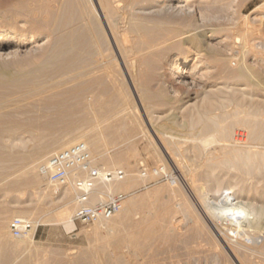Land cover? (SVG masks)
<instances>
[{
    "label": "rangeland",
    "instance_id": "obj_1",
    "mask_svg": "<svg viewBox=\"0 0 264 264\" xmlns=\"http://www.w3.org/2000/svg\"><path fill=\"white\" fill-rule=\"evenodd\" d=\"M59 1L62 16L73 17L71 27L81 37L76 46L61 42L54 45L45 31L35 37V42L17 50L12 44L0 46V82H4L0 98L11 89L25 90L36 82L48 85L54 81L57 90L75 92L58 96L67 105L66 123L57 120L53 131L45 127L36 131L42 135L35 140L13 146L7 133H3L6 124L0 125L4 130L0 129L1 150L20 152L23 160L0 162V264H264V171L243 173L240 157L232 169L210 168L219 159L233 158L244 151L264 160V140L254 137L250 125L232 124L236 116H248L256 106L252 103H264V0H200L195 3L194 14L180 18L182 24L179 18L154 20L149 19L152 15L136 12L135 3L151 0H117L118 14L125 16L127 23L140 21L141 16L144 23L181 28L184 33L179 38L189 41L185 46L191 48L187 50L191 58L195 56V46L202 49V54L210 55L193 88L174 83L165 61L150 74L149 65L142 64L138 74L134 62L133 66L130 62L140 54L150 53L149 49L128 43L129 52L122 58L104 16L102 19L96 15L88 0H81L82 13L76 0ZM19 2L0 0V27L37 33L30 29L27 17L19 16L18 22L13 18L9 8ZM116 27L121 29L119 24ZM83 28L90 31L88 36L83 35ZM66 31L59 29L56 34L61 38ZM128 35L134 36L131 31ZM60 48L70 50L73 58H56L53 53ZM6 50L14 51L5 54ZM215 57H225L224 63L233 72L238 68L247 72L244 80L231 79L232 92L245 88V98L239 103L230 96L225 109L216 102L220 94L217 89L224 79ZM65 67L67 72L60 71ZM159 71L166 75L164 81ZM164 82L173 85L175 92ZM209 89L216 90L209 106L212 112L230 113L225 123L230 124L231 132L226 139L215 132H202L201 127L191 129L187 113L180 108L195 98L201 102ZM14 93L8 97L18 99L21 93L18 97ZM153 95H157V103H150ZM34 98L31 94L24 100ZM3 112L0 109V117ZM148 112H153L151 120L147 119ZM255 118L264 120V114ZM236 132L242 134L235 135ZM22 135L25 139L30 136ZM234 136L243 138L234 141ZM85 140L97 164L122 168L126 171L122 181L133 180L126 191H104L100 186L104 197L109 193L127 194L124 207L114 217L72 226L66 222L73 219L76 209L74 191L67 203L53 202L57 195L54 189L59 184L46 180L39 166L64 145ZM45 149L47 153L43 154ZM26 164L32 165L35 181L26 175ZM213 172L223 179L224 187H212ZM230 191L231 195H227ZM233 195L236 200L229 201L230 205L226 200ZM196 198L202 201L205 212ZM17 217L37 222L32 237L28 233L20 237L12 234L10 223ZM220 237L227 239L229 248Z\"/></svg>",
    "mask_w": 264,
    "mask_h": 264
},
{
    "label": "bare ground",
    "instance_id": "obj_2",
    "mask_svg": "<svg viewBox=\"0 0 264 264\" xmlns=\"http://www.w3.org/2000/svg\"><path fill=\"white\" fill-rule=\"evenodd\" d=\"M70 1H72V0H70ZM198 1H200V0H151L148 3L144 2V1L143 2L139 1V2L135 3V6H136L135 9H136V12H139V13H142L145 15L146 14L152 15V17H149V19L150 18H153V19L154 18H160V19L161 18H171V19L172 18H179L180 19L183 15L189 16L190 14H194L195 11H197L195 9V3H197ZM59 2H60L59 0H20V2L18 4L14 5V3H13L12 4L13 6L9 8V11H11L13 13V16H14L13 18L17 21V18L19 16L27 17V22L31 26L30 29H33V30L36 29L37 33H35L34 31H31V30L29 33H27L24 30L21 31V30H18L16 28H1L0 27V46H2V45L4 46L5 44H8V45L12 44V45L17 47L15 49V50H17L29 42L30 43L35 42L36 36L39 37L41 33L44 34L42 31H45L46 36L48 38H50L51 40H53L54 45H57L58 43L61 42L62 45L65 44V45L69 46V44H72V45L76 46L78 44V42L80 41L79 39L81 37L77 36L75 34L76 29L71 27V22H73V17L72 18L71 17L64 18L62 16L61 6L59 5L60 4ZM75 2L77 3V6L79 8L78 10H80L82 13L84 10L82 1L76 0ZM88 2H89L92 10L95 12L96 15L102 17V19L104 16V18H105L104 20H106L105 21L106 24L108 23V25H109L108 31L110 32V36L112 37V39H113V41H114V43L118 49V54H120L122 58L125 56V53L129 52L126 49V45L128 43H130L128 45H131V43H133V45H135V46L136 45L142 46L144 48V50L149 49L150 53L145 52L146 54H143L142 52H144V51H142V52H139V53L143 54V55L140 54V56L136 53L139 57L138 56H137L138 58L135 57L136 59L131 60V62H130L131 66H133V62H134L135 66L137 68L136 71L138 74L141 73L142 64H143V66H144V64L149 65V70L147 71V73L150 74L151 70H154V71H155V69L159 70L160 65L163 64V62L165 61V62H167V65H168V68H169L170 74H171L170 77L173 78L172 81L174 83L183 84V85L187 86L188 88H193V87L197 86L199 79H201L200 77L204 73L203 72L204 64L209 62L208 56H210V55L208 54V56H207L206 55L207 53L202 54V52H201L202 49L195 46L196 53H195V56L191 58L189 55V52L187 51L188 49H191V48L189 46H185V45H187V43L189 44V41L180 40V38H179V36L184 33V32H182L181 28H167V27L163 28V26H161L157 23H152V24L144 23L142 21L143 18L141 16L138 17V18H140L139 19L140 21H134L133 20L134 22L127 23L126 17L122 16L121 14H118L119 13L118 9H119L120 5H118L117 0H88ZM128 2H129V0H128ZM131 4H132V2H131ZM129 5H130V3H129ZM147 9H150V10H147ZM126 12H128V11H126ZM124 15H126V14H124ZM128 16H130V15H128ZM146 16H145V18H146ZM146 19H148V18H146ZM180 20H182V19H180ZM182 22H183V20L181 21L180 24H182ZM15 24H16V22H15ZM118 24L121 25V29L123 28L122 30L120 28H119L120 30H118V28L116 27V26H118ZM114 26L117 29L116 28L114 29L113 28ZM111 27H112V29H111ZM59 29H68V32L66 31L67 32L66 36L60 38V36H58L56 34L57 30H59ZM129 31H131L134 34V36L131 37L130 35H128ZM82 33L84 36L85 35L88 36L90 34V31L85 30V28H83ZM60 45H59V47H61ZM35 46H37V45H35ZM132 48H133V46H132ZM60 49L61 50L56 49L53 53L54 55H56V58H59V57L63 58V56H65V55H67V59L73 58V54L70 53L71 52L70 50H63L62 48H60ZM140 49H142V48H140ZM58 50H59V52H58ZM12 51H14V50H6L4 53L10 54ZM224 59H225V57H224ZM224 59L223 58L221 59L220 57L214 59L215 61L220 63V65H221L220 73L222 74L223 79H224V81L221 82L222 86L218 87V89H217L218 94L219 93L220 94L218 95V100L216 101L217 105L220 106L222 109H225L228 106V104L231 100L230 96L233 95L234 98L237 99L239 101V103H241L243 101V99L245 98V95L247 93L245 91L246 90L245 88H239L238 92H236L235 90H234V92H232L233 90H231V88H232L231 79L233 77L236 78L237 80L246 79V73H247L246 70L238 68L236 71L233 72V71H231V68H229V66H226V63H224ZM98 62H100V61H98ZM228 64H229V61H228ZM126 67L128 69V72L130 73L131 70H129L128 63H126ZM68 70L69 69H67V67H65V69L64 68L60 69V71H63V72H67ZM77 71H78V69H77ZM143 71H144V69H143ZM71 72H73V71H71ZM144 73L146 74V70ZM159 74H160V77L162 78V80L164 79V76H166L161 72ZM129 75L132 76L131 73ZM135 77H136V75H135ZM154 80H155V78H154ZM173 82H172V84H173ZM164 83L167 84L166 82H164ZM3 84H4V82L1 83L0 85H3ZM35 84L30 83V87L26 88L25 90L11 89V90L7 91V92H9L8 95L6 94V96H4V97L1 96L2 98H0V109L4 110V112L2 113L3 116L0 117V125L2 123L6 124V127L4 126L5 131L2 129L1 126H0L1 127L0 129H2V132L4 131L3 133H5V132L7 133V136L11 139L13 146H21V143L23 144V143L28 142L30 140H35V138H37V136L39 137L42 135V134L40 135L39 133H38L39 134L38 135L36 133V131L41 130L44 127L50 131H53L55 121H57V120L61 123H64L65 119H66L65 115L68 113L67 112V105L64 104V100L59 99L58 96L61 97V96H64V95H67L70 93H73V95H74V93H75V92H72L71 90H67L66 88L62 89V90H60V89L57 90L58 88H55L57 85L54 83V81L52 83H49L48 85H46L47 83L46 84H38L37 83L39 86H37V84L36 85ZM167 86H168V89H170V91L175 92V89L172 87L173 85L167 84ZM53 87L57 91L54 90ZM46 89H47V91H46ZM52 90H54V92ZM143 90L145 92L148 89H143ZM16 91H18V93H14ZM215 91L216 90H212V89L206 90L205 95L201 99V102H199L197 100V98H195L194 102H192V103H188V102L182 103L180 105V108L187 113V116L189 117V126L191 129L201 127L202 132L203 131L205 133L210 132V131L215 132L218 135H220L221 138L226 139L230 136V132H231V131L229 132L230 124L225 123V121L230 117V113L227 112L226 110H223L222 113H220V114H217V113L215 114L212 112V110L210 109L209 106L213 104V101H211V97ZM11 93H14L16 96L18 94H20V96L18 99H16V97H14V99L9 98L8 96H10ZM31 94L35 95V98L33 100L26 99V101H25L24 98L29 97V96L31 98ZM3 95H4V93H3ZM11 96H13V95H11ZM151 98H153V99H151L150 103H157L156 102V100L158 99L157 95H153V96H151ZM252 104H254V106L256 105L257 107L255 106V108H252L250 110V112L248 113L247 117L243 116V118H239L238 116H236L238 114V111H235L234 115L236 117L234 118V120L232 119L233 120L232 124L233 125H238V124L250 125L252 127L254 137H256L257 139H260V140H264V120H261L259 118H258L259 120H257L255 118L257 116L259 117L260 115L264 114V103L263 102H256V103H252ZM148 111H150V110H148ZM153 111H154V109H153ZM152 114H153V112L152 113H149V112L146 113L148 120H151L150 118L152 117ZM196 130H198V129H196ZM2 132H0V141H1V138L3 136ZM44 132H45V130H44ZM23 133H29L30 134L29 138H27V139L23 138V135H22ZM237 134L241 135L242 133L236 132L235 135H237ZM242 138L234 136V141H237V140L241 141ZM85 142L88 143L86 140H85ZM65 146L66 145H64L63 148H65ZM19 153H17V152L9 153L7 151L5 152V151L1 150V148H0V162H4V164H5V161L8 162L10 160H13L12 162H14L15 160H17L18 161L17 163H20L19 160H21L22 157H21V153L20 154ZM45 153H47L46 149L43 151V154H45ZM23 154L24 153L22 152V155ZM237 157H240L242 159V162L239 165H240L241 169L243 170V173L253 174L256 171H260V172L264 171V160L263 159H256L251 152H246V151L239 152V153L235 154L233 158H227L225 160L219 159L218 161L211 164L210 168L215 169V170L218 169L219 167H223L225 169H232L233 167H235V161H236ZM25 158L26 157H24V159ZM214 160L212 159V161H214ZM21 161H23V160H21ZM10 163H9V165H10ZM29 165H31V164H29ZM15 167H17V166H15ZM24 167L25 168L28 167L27 169L24 168L26 170V171L25 170L24 171L27 172L26 175H28V178L35 181L37 178H35L36 175L35 176L33 175L32 165H31V167H29L26 164V165H24ZM246 176L247 175H245V177ZM0 177H1V175H0ZM240 177H241V174H240ZM210 178L213 181V186H212L213 188L219 189L224 185L223 179H220L216 172L211 173ZM244 179H246V178H244ZM132 180L133 179H129L127 181L126 180L125 181H119V182H115L112 184H102L101 187H103L105 189L104 191H106V189L108 191H114V190L115 191H126L127 189H129V185L131 184ZM212 181H211V183H212ZM101 187H99V189ZM212 187H211V189H212ZM54 190H55L54 192H56L57 195L54 197L53 202H61L62 204H65V201L67 199L68 200L71 199V198L69 199V196H71L70 194H71V191H73V189L69 185H58V186H56V188ZM209 190H210V188H209ZM102 192L100 190V193H102ZM226 194L231 195V191L227 192ZM227 195L225 197H227ZM228 198H229V196H228ZM235 198L236 197L233 195L228 200H226V199L225 200L228 203L229 201L234 200ZM196 201H197L199 207L202 210H204V212H205V209L203 208V205L201 203L202 201L198 200L197 198H196ZM67 202L68 201H66V203ZM222 202H223V200H222ZM229 204H230V202H229ZM66 205H65V208H66ZM62 208H64V207H62ZM227 209H229V208H227ZM64 210H67V208ZM62 213H64V211ZM66 223H68V225H72V226L75 225L72 219L71 220L69 219V221ZM37 225H38L37 222L32 221V228L28 232L30 237H32L35 234ZM220 239L222 240V243L225 246H227L228 248L230 247L228 244V241H227V239H225V237H222V238L220 237ZM21 264H25V263L22 262Z\"/></svg>",
    "mask_w": 264,
    "mask_h": 264
},
{
    "label": "built area",
    "instance_id": "obj_3",
    "mask_svg": "<svg viewBox=\"0 0 264 264\" xmlns=\"http://www.w3.org/2000/svg\"><path fill=\"white\" fill-rule=\"evenodd\" d=\"M39 171L46 180L73 189L76 209L72 220L75 225L110 219L124 207L126 193H109L104 197L99 187L124 180L126 171L97 164L90 146L84 141L54 152L40 164ZM31 228L32 222L20 217L10 223V230L17 237L25 235Z\"/></svg>",
    "mask_w": 264,
    "mask_h": 264
}]
</instances>
